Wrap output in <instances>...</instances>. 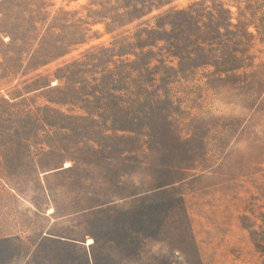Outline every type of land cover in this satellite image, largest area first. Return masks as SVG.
<instances>
[{"label":"rangeland","instance_id":"374dc122","mask_svg":"<svg viewBox=\"0 0 264 264\" xmlns=\"http://www.w3.org/2000/svg\"><path fill=\"white\" fill-rule=\"evenodd\" d=\"M192 1L156 0L143 20ZM219 1L251 33L240 59L150 83L132 105L80 94L108 72L126 87L124 57L76 69L74 91L56 78L131 27L106 31L109 4L0 0V264H264V0ZM153 96L149 137H115L106 119Z\"/></svg>","mask_w":264,"mask_h":264},{"label":"trees","instance_id":"16d2710c","mask_svg":"<svg viewBox=\"0 0 264 264\" xmlns=\"http://www.w3.org/2000/svg\"><path fill=\"white\" fill-rule=\"evenodd\" d=\"M209 1V4H207ZM109 4L108 15L110 24L106 31L112 33L127 25L130 28L112 36L110 46L99 45L86 50L82 57L75 59L59 67L57 71H64L62 78L67 82L64 90L72 87L73 91L79 89L76 69L79 70L88 61L102 63L99 55H111V59L105 63H115L113 57H124L120 60L123 68H127L124 75L126 87L117 89V76L108 72L101 78H84L90 92L80 93L83 99L90 102L95 97L106 95L111 99H119L118 92L127 95L132 105H137L150 86L155 81H170L173 78L185 79L193 70L202 65L227 68L229 63L239 60L237 49L239 42L243 41L251 33L248 25L243 21L233 22L232 11L219 0H195L182 8H171L154 15L151 19L144 17L158 9L160 4L156 0H103ZM207 20V21H205ZM207 32V33H206ZM211 37H206V34ZM207 38V40L205 39ZM219 53L214 63L204 62V54ZM133 55V59L128 56ZM173 61H176L175 64ZM107 65V66H106ZM225 70V69H224ZM162 72V75H159ZM135 74L131 77L132 74ZM102 79V80H101ZM91 80V81H90ZM95 81H101L93 84ZM131 81H137L132 83ZM57 84V83H56ZM76 86V87H75ZM61 105H75L74 99H64ZM159 100L156 96L150 97L146 105L134 108L130 115L119 117L110 116L105 124H110V129L115 137L127 138L133 135L149 137L143 130L151 129L152 120L155 119V110L158 109ZM99 110V107H98ZM87 116L91 111L85 109ZM79 118H85L78 115ZM94 120V119H93ZM147 132V131H146ZM121 133V134H118ZM90 141V140H88ZM99 145V141L93 140ZM143 145H148L149 140H142Z\"/></svg>","mask_w":264,"mask_h":264}]
</instances>
